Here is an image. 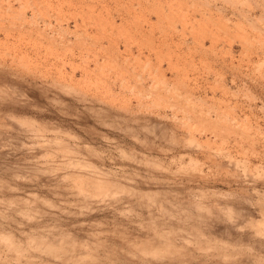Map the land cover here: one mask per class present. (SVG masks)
I'll return each instance as SVG.
<instances>
[{
    "label": "rangeland",
    "instance_id": "rangeland-1",
    "mask_svg": "<svg viewBox=\"0 0 264 264\" xmlns=\"http://www.w3.org/2000/svg\"><path fill=\"white\" fill-rule=\"evenodd\" d=\"M0 264H264V0H0Z\"/></svg>",
    "mask_w": 264,
    "mask_h": 264
}]
</instances>
